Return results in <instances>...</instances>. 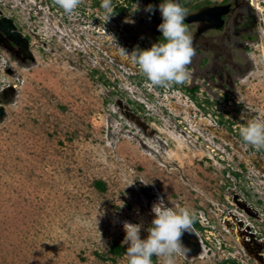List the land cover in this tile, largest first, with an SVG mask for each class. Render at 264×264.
I'll use <instances>...</instances> for the list:
<instances>
[{
	"label": "rangeland",
	"instance_id": "rangeland-1",
	"mask_svg": "<svg viewBox=\"0 0 264 264\" xmlns=\"http://www.w3.org/2000/svg\"><path fill=\"white\" fill-rule=\"evenodd\" d=\"M150 1L112 0L104 22L102 0L70 14L55 0H0L30 52L0 43V264H128L123 223H142L146 238L158 197L201 227L202 254L176 264H264L260 243L237 241L246 230L264 242V149L240 135L264 119V0L229 42L188 27L189 78L168 87L116 46L161 42ZM114 242L122 255L110 254Z\"/></svg>",
	"mask_w": 264,
	"mask_h": 264
},
{
	"label": "clouds",
	"instance_id": "clouds-1",
	"mask_svg": "<svg viewBox=\"0 0 264 264\" xmlns=\"http://www.w3.org/2000/svg\"><path fill=\"white\" fill-rule=\"evenodd\" d=\"M55 3L70 14L81 0H55ZM158 7L162 15L158 30L164 42L154 43L143 50L137 46L131 53L116 46L122 56L130 57L138 64L153 86L182 84L189 78L187 67L195 55L192 37L184 23L187 11L174 0H164ZM101 8L105 10L103 19L106 22L114 13L112 0H102ZM145 11L152 13L154 6L147 5ZM240 135L248 145L257 150L264 149V119L249 120L240 128ZM120 207H123L122 203ZM151 211L154 218L146 229L148 235L144 239L140 236L144 227L142 223H123L125 237L122 243L127 245L128 264H153V256L163 258V264H176V256H187L191 251L182 238L192 230L194 213L186 207H169L163 197H158Z\"/></svg>",
	"mask_w": 264,
	"mask_h": 264
},
{
	"label": "flooded vegetation",
	"instance_id": "flooded-vegetation-1",
	"mask_svg": "<svg viewBox=\"0 0 264 264\" xmlns=\"http://www.w3.org/2000/svg\"><path fill=\"white\" fill-rule=\"evenodd\" d=\"M180 5L186 9L187 16L193 14L195 11L199 9H205L209 11L213 15H218V19H199L198 16H189L188 18L192 21L185 22V26L188 28L190 26L195 27V35L194 38L203 37L204 33L210 32H219L222 33V36H227V42L231 40L232 29L243 25L241 31H245L244 25L252 23L250 18L251 13L255 9L253 0H198L191 2V0H179ZM190 2V3H189ZM257 5V3H256ZM258 6V5H257ZM211 9V10H210ZM248 10L249 13H245V10ZM212 21V22H211ZM250 21V22H249ZM243 37H247L244 33ZM236 43H239L238 39H235ZM12 48L16 49L14 44H12ZM239 200V199H237ZM241 201V200H240ZM244 203V202H243ZM245 204V203H244ZM247 206V205H246ZM248 207V206H247ZM252 213L256 214L253 208ZM255 241L258 243H264L263 241H259L256 237H254Z\"/></svg>",
	"mask_w": 264,
	"mask_h": 264
},
{
	"label": "water",
	"instance_id": "water-1",
	"mask_svg": "<svg viewBox=\"0 0 264 264\" xmlns=\"http://www.w3.org/2000/svg\"><path fill=\"white\" fill-rule=\"evenodd\" d=\"M174 2H177L180 4L179 0H174ZM193 15L198 16L199 19H203V18L207 19V20H210V19L213 20V18L218 19V15L217 16L213 15L209 11H206L205 9H199V10L195 11L193 14H190L188 16L186 15L185 22L192 21L188 17L189 16L191 17ZM0 43L5 48H7L9 50L12 49V44L17 45L20 52H22L24 55L30 56V52L27 49V41L16 30V27L13 24L12 20L7 18V17H0ZM1 113H2V110L0 109V115H1ZM123 113L125 114V116H127V118L133 120L138 126L143 128L144 130L148 128L147 125L142 120V118H140V117L136 116L135 114H133L132 112H130L127 107H123ZM149 132H151V131L149 130ZM234 202L238 206L242 207L248 214L252 213L251 208L247 207L246 204H244L242 201L237 200L236 196L234 197ZM252 215H253V213H252ZM236 225L239 227L242 226L241 222L236 223ZM240 234H245L246 236H249L250 239L255 237V235L253 233L246 231V230L241 231V233L239 232V234L237 232L238 236H240ZM240 237H242V236H240ZM182 239H183V243L188 248L191 249L189 254L187 256H184L186 259L196 258L202 254L203 243H202V240H201L198 232L195 230V228L193 226H192L191 232L185 233ZM243 241H244V244H246L244 248H246V250L249 251V248L247 247L248 244L245 242V240H243ZM242 244H243V242H242ZM259 247H260V245H259ZM258 250L259 251L264 250V248L260 247Z\"/></svg>",
	"mask_w": 264,
	"mask_h": 264
},
{
	"label": "trees",
	"instance_id": "trees-1",
	"mask_svg": "<svg viewBox=\"0 0 264 264\" xmlns=\"http://www.w3.org/2000/svg\"><path fill=\"white\" fill-rule=\"evenodd\" d=\"M149 4L153 5L154 8H155L156 1L151 0ZM147 16H148L149 19H151V20H153V21H155L157 23H162V20L160 19V16L156 15L154 12H152V13L147 12ZM160 41L164 42L162 37L160 38ZM193 227L195 228L196 231L201 229V227L199 226V224L195 220H194V223H193ZM124 251H125L124 246H122L121 244H119L117 242L112 243L111 246H110V249H109L110 254H112L113 256H120V255H122L124 253ZM152 260H153V264H156V257L155 256L152 257ZM232 264H236V263L233 261Z\"/></svg>",
	"mask_w": 264,
	"mask_h": 264
},
{
	"label": "bare ground",
	"instance_id": "bare-ground-1",
	"mask_svg": "<svg viewBox=\"0 0 264 264\" xmlns=\"http://www.w3.org/2000/svg\"><path fill=\"white\" fill-rule=\"evenodd\" d=\"M259 9V8H258ZM197 17V16H196ZM212 22V21H211ZM137 152V151H136ZM228 220H232L231 218H229ZM239 230H237V232H238ZM238 234H239V232H238ZM240 236H242V237H238L237 238V241H238V243H240L241 245H242V247L244 248L245 247V245L246 244H244V241L243 240H245V242L248 244V246L247 247H249V246H251V245H255L256 244V241H255V239L254 238H252V239H248V237L245 235V234H240ZM246 237V238H245ZM248 239V240H247ZM242 242H243V244H242ZM239 245V244H238ZM260 245L262 246V247H264V244L263 243H260ZM249 249H251L250 247H249ZM261 256H263L262 254H261Z\"/></svg>",
	"mask_w": 264,
	"mask_h": 264
},
{
	"label": "built area",
	"instance_id": "built-area-1",
	"mask_svg": "<svg viewBox=\"0 0 264 264\" xmlns=\"http://www.w3.org/2000/svg\"><path fill=\"white\" fill-rule=\"evenodd\" d=\"M255 9H258V6L257 5H254Z\"/></svg>",
	"mask_w": 264,
	"mask_h": 264
}]
</instances>
